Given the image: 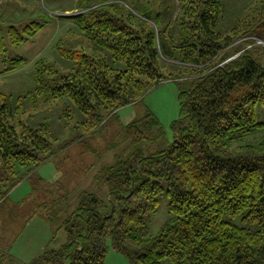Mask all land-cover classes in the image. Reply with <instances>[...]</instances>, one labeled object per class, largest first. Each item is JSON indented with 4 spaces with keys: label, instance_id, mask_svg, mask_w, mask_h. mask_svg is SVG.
I'll return each mask as SVG.
<instances>
[{
    "label": "trees",
    "instance_id": "obj_1",
    "mask_svg": "<svg viewBox=\"0 0 264 264\" xmlns=\"http://www.w3.org/2000/svg\"><path fill=\"white\" fill-rule=\"evenodd\" d=\"M136 2L82 0L84 12L64 18L108 55L91 56L59 42V55L76 67L61 74L39 59L36 85L17 101L69 99L85 119L68 146L86 143L121 108L164 81H176L181 111L171 125L173 140L153 112L122 126L116 134H124L126 145L96 177L108 187L106 198L80 192L73 212L61 220L67 241L23 264H106L110 246L129 264H264V136L244 142L264 132V44L254 39L264 41V19L238 23L224 34L216 30L223 0H176L175 20L162 29L161 11H137ZM49 20L44 14L22 28L9 27L11 43L30 41ZM7 51L0 25V59ZM27 63L11 59L4 71ZM11 99L0 92V208L55 156L58 140L46 121L19 130L13 119L22 104L14 109ZM161 196L169 200L170 217L153 233L146 217L158 211ZM240 216L257 228L227 220Z\"/></svg>",
    "mask_w": 264,
    "mask_h": 264
},
{
    "label": "rangeland",
    "instance_id": "obj_2",
    "mask_svg": "<svg viewBox=\"0 0 264 264\" xmlns=\"http://www.w3.org/2000/svg\"><path fill=\"white\" fill-rule=\"evenodd\" d=\"M81 1L0 0V25L5 29L8 49L0 59V92L11 95L10 104L14 109L22 104L13 119L18 128L22 125L38 127L46 121L58 138L54 145L55 156L38 167L31 179L20 183L0 208V258L4 256L5 264H11L12 258L20 261L17 264L27 263L45 250L40 251L43 245L60 248L67 241L65 230L60 228L61 220L73 212L80 192L86 190L106 198L108 187L96 177L126 145L123 144L126 142L124 134H116L122 126L153 112L159 117L168 140L172 141L171 125L180 116L178 83L164 81L143 99L121 108L117 117L99 127L96 133H91L86 143L74 141L66 146L82 133L81 122L85 119L69 99L26 96L23 103H18L19 96L26 95L36 85L35 68L39 59L44 58L55 65L61 74L76 67L73 61L59 55V42L66 48L84 50L91 56L108 55V51L77 28L73 19L64 18L67 14L73 17L79 13ZM99 1L102 0H91L93 4ZM223 3L224 13L216 30L224 34H229L238 23H259L264 19L261 0H223ZM143 6H153L161 11L162 29L174 22L178 11L176 0H137L136 10L140 11ZM44 14L49 16V23L34 38L20 46L11 43L7 32L9 27L22 28L42 20ZM254 39L264 44L262 39ZM236 43L241 45L242 40ZM17 57L26 58L28 63L14 72H5V62ZM50 83L55 84L54 81ZM263 136L264 132L260 131L246 137L244 142L255 143ZM53 197L58 200V207L52 202ZM169 217V200L167 196H161L158 211L147 215L146 220L153 233H157ZM227 220L250 229L257 228L244 224L241 216ZM106 264H129V261L110 246Z\"/></svg>",
    "mask_w": 264,
    "mask_h": 264
},
{
    "label": "crops",
    "instance_id": "obj_3",
    "mask_svg": "<svg viewBox=\"0 0 264 264\" xmlns=\"http://www.w3.org/2000/svg\"><path fill=\"white\" fill-rule=\"evenodd\" d=\"M25 181H27V180H25ZM19 185H20V184H19ZM17 187H18V186H17ZM17 187H16V188H17ZM16 188H15L14 190H16ZM14 190H13V191H14ZM13 191H12V192H13ZM12 192H11V194H12ZM13 193H14V192H13ZM9 196H10V194H9ZM41 245H42V244H41ZM46 248H48V247H44V245H43L40 251H43V249H46ZM40 253H41V252H40ZM40 253H39V254H40ZM39 254H36L35 257H37ZM33 255H34V254H33ZM35 257H34V258H35Z\"/></svg>",
    "mask_w": 264,
    "mask_h": 264
},
{
    "label": "water",
    "instance_id": "obj_4",
    "mask_svg": "<svg viewBox=\"0 0 264 264\" xmlns=\"http://www.w3.org/2000/svg\"><path fill=\"white\" fill-rule=\"evenodd\" d=\"M81 12H84V11H80L79 13H81ZM79 13H75V15H76V14H79ZM66 16H69V14H67Z\"/></svg>",
    "mask_w": 264,
    "mask_h": 264
}]
</instances>
